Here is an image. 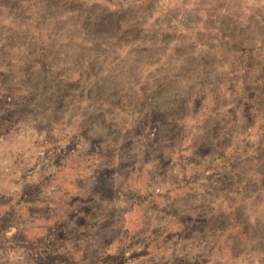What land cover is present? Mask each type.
Here are the masks:
<instances>
[{"label": "rangeland", "instance_id": "1", "mask_svg": "<svg viewBox=\"0 0 264 264\" xmlns=\"http://www.w3.org/2000/svg\"><path fill=\"white\" fill-rule=\"evenodd\" d=\"M0 264H264V0H0Z\"/></svg>", "mask_w": 264, "mask_h": 264}]
</instances>
